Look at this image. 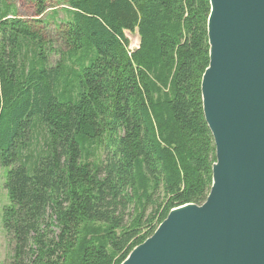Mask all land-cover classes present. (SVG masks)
I'll list each match as a JSON object with an SVG mask.
<instances>
[{
    "label": "trees",
    "instance_id": "16d2710c",
    "mask_svg": "<svg viewBox=\"0 0 264 264\" xmlns=\"http://www.w3.org/2000/svg\"><path fill=\"white\" fill-rule=\"evenodd\" d=\"M209 11V0H0L7 264H120L171 209L205 201Z\"/></svg>",
    "mask_w": 264,
    "mask_h": 264
},
{
    "label": "water",
    "instance_id": "95a60500",
    "mask_svg": "<svg viewBox=\"0 0 264 264\" xmlns=\"http://www.w3.org/2000/svg\"><path fill=\"white\" fill-rule=\"evenodd\" d=\"M204 120L215 146L201 205L169 211L120 264H264V0H209Z\"/></svg>",
    "mask_w": 264,
    "mask_h": 264
},
{
    "label": "rangeland",
    "instance_id": "374dc122",
    "mask_svg": "<svg viewBox=\"0 0 264 264\" xmlns=\"http://www.w3.org/2000/svg\"><path fill=\"white\" fill-rule=\"evenodd\" d=\"M52 11H47L43 16L48 17ZM21 14L25 17H31V10L27 4H25L21 9ZM59 16H62L60 13ZM53 28V23L51 22V29ZM125 36L129 40V48L135 49L138 45V36L136 33L125 32ZM98 156H101L100 151H95ZM9 167L0 165V264H7L10 260L12 244L10 243L8 237L2 226V210L5 206L9 204V199L7 196L6 189L4 188V181Z\"/></svg>",
    "mask_w": 264,
    "mask_h": 264
}]
</instances>
